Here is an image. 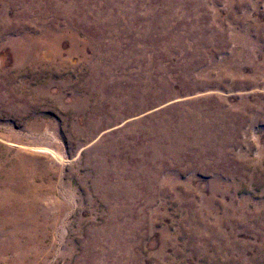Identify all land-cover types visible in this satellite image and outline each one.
<instances>
[{
	"label": "rangeland",
	"instance_id": "1",
	"mask_svg": "<svg viewBox=\"0 0 264 264\" xmlns=\"http://www.w3.org/2000/svg\"><path fill=\"white\" fill-rule=\"evenodd\" d=\"M0 264H264V0H0Z\"/></svg>",
	"mask_w": 264,
	"mask_h": 264
}]
</instances>
